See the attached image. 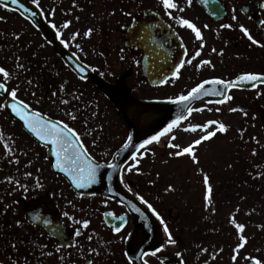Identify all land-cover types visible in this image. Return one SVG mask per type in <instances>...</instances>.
Wrapping results in <instances>:
<instances>
[{
  "label": "flooded vegetation",
  "instance_id": "af4514ba",
  "mask_svg": "<svg viewBox=\"0 0 264 264\" xmlns=\"http://www.w3.org/2000/svg\"><path fill=\"white\" fill-rule=\"evenodd\" d=\"M23 1L30 5L28 14L19 8L0 7V66L12 77L7 87L18 85V98L77 129L89 154L101 163L111 160L132 134L130 122L134 124L132 119L138 114L128 100L116 104L109 99L97 79L114 88L121 101L126 97L161 102L186 94L206 79L231 81L244 73L264 74V46L253 45L240 31L243 25L259 45H264V8L260 7L264 0H207L210 1L207 6L204 0H192L190 6L188 0H174L184 11L175 10L173 15L195 24L202 40L191 29L169 19L159 0H39V6L32 0ZM152 14L179 37L185 49L184 60L192 59L200 51L191 65L181 68L178 80L170 75L167 83L156 86L146 76L150 54L155 77L174 70L176 61L168 62L171 55L166 50V62H162L160 46L150 51L143 42L136 45L128 36L137 16L142 17L143 25H148L147 18ZM40 20L45 30L35 24ZM66 20L72 22L71 26L61 29ZM52 24L57 27L53 28ZM224 24L231 27H221ZM88 29H92L91 36L85 37ZM57 31H61L59 38ZM73 32L79 35L70 41ZM61 39L70 41L67 48L60 43ZM141 40L144 41L143 37ZM76 44L81 47L76 48ZM202 60H209L211 65L197 70L196 65ZM77 63L88 65V70L78 74ZM93 68L97 71H92ZM80 75L86 79L81 80ZM227 94L232 99L224 104L208 103L221 97L208 95L209 100L193 106L204 107L210 120L221 121L228 128L226 133H217L204 142V175L209 176L212 187L209 202L203 199L193 202L186 183L171 182L175 172L171 166L164 177L158 167L152 172L146 171L147 155L155 156L151 151L139 165L142 175L135 172L124 175L133 192L148 200L163 218L176 240L174 245L166 243L163 225L127 189L124 188L140 213L119 197L74 191L50 167V146L39 144L22 128L20 121L2 110L5 119L0 118V132L4 134V140L0 141V264H89V261L128 264L131 260L128 243L136 220L142 223L149 214L158 227L151 237V241L154 239L151 248L144 252L151 253L157 247H163V251L156 256L143 255V264L144 261L147 264H233L232 250L238 237L230 222L232 219L245 225L243 234L248 238L235 264H247L243 256L257 255L254 251L257 248L264 250V83H256L255 87L244 84L228 90ZM64 99L69 103L61 104ZM4 100L5 96H0V103ZM231 108L240 109L234 113L242 117H225L230 115ZM68 111L78 118L71 120L65 115ZM151 122H143L142 118L137 120V126L142 130L147 126L148 130ZM13 141L14 150L9 153L4 143L12 145ZM166 143L167 140L163 146L154 143L149 148L156 153L154 146L157 145L169 152ZM16 160L18 163L13 162ZM16 181L26 185L28 191L17 187ZM168 185L175 190L166 192ZM202 193L205 195V186ZM193 205H204V215L203 210ZM84 220L89 222L87 228L76 222ZM49 228L61 230L60 238L50 236ZM116 228L120 230L117 232Z\"/></svg>",
  "mask_w": 264,
  "mask_h": 264
},
{
  "label": "snow or ice",
  "instance_id": "6c2138e0",
  "mask_svg": "<svg viewBox=\"0 0 264 264\" xmlns=\"http://www.w3.org/2000/svg\"><path fill=\"white\" fill-rule=\"evenodd\" d=\"M10 2L12 4H18L19 0H10ZM32 3L39 6V0H32ZM191 3L192 0H188L189 6L191 5ZM159 4L163 9L164 14L167 15L169 19L176 20L181 27L191 29V31L195 34L196 38L202 40L201 32L195 26V24H193L188 19L173 15V11L175 10H178L180 12L184 11L183 8H178L174 0H159ZM0 7L7 9V3H0ZM260 7L264 8V3H262ZM24 12H28V9L24 8ZM51 14H54V9L52 10ZM33 15H35V13H33ZM126 15H131V13H126ZM232 19L235 20L236 17L233 16ZM71 23L72 22L70 20H66L60 27L61 29H68L71 26ZM262 23H264V21H262ZM52 27L56 28L57 25L52 24ZM205 27L207 26L205 25ZM221 27L230 28L231 25L224 24L221 25ZM240 31L245 37H247L249 41H251L253 45L264 46L259 45V42L253 38V36L249 33V30L243 25H240ZM91 33L92 29H88L87 31H85L84 36L89 37L91 36ZM56 35L59 38L61 36V31H57ZM78 35V32H73L71 34L70 41L76 40ZM18 38L19 37H17V39ZM70 41L66 42L65 40L61 39L60 43L67 48L69 46ZM75 46L76 48L81 47L80 44H76ZM202 47L203 43H201V48ZM213 51H215V49H213ZM72 55L75 57L76 53H73ZM199 55L200 51L197 50L192 59H194L195 56ZM120 58L124 59L123 56H121ZM192 59L181 60L179 64L175 66L172 72V79L178 80L180 78L181 68H183L185 64L191 65ZM203 65H211V62L209 60H202L200 64L196 65L197 70H199V68ZM19 67H22V65H19ZM75 70L78 74H83L88 70V65L83 63H77ZM92 71H97V69L93 68ZM0 77H2L3 80V82H0V96H5L4 102L0 103V111L10 110L11 114H13L21 122L22 128L25 129L32 137H34L39 144L46 147L50 146V154L52 157H54V159L50 162V167L56 169L58 173H62L64 177H66L67 180L71 183V185L76 189L90 188L94 184L102 183L105 179V176L101 170H110L108 171L106 177L108 181H112L114 173H120V184H122L128 192H131L133 196L140 201L141 204L146 205L147 210H149L152 215L155 216V218L160 222V224L163 225V232L166 236V243L171 245L176 244V240L173 239L172 233L169 231V228L163 218L148 200H146L139 193L133 192V188L130 187L127 182H125L124 175L133 172H135V174L137 175H142L143 173L141 172L139 167L141 160L144 158L145 154L149 153L150 151L153 155L155 154L154 151L149 148V146L154 143H161V140L164 137H168L166 147L175 150L168 153L170 157L179 158L187 155L191 158L193 164H197L198 159L195 155V148L199 146L202 142L214 138L217 133H226L228 128L223 122L217 120H209L203 125L189 124V126L184 127L182 130L185 132L193 133L199 130L203 134L200 135L199 138L193 140L192 143L188 144L187 146H181L180 144L173 143V141L177 139L175 135H172L174 130L179 129L181 124L184 121L188 120L193 112L198 113L203 112L205 110L204 108L192 107V102L201 99L203 96L215 95L221 96L222 99H218L216 101H209L208 103L214 102L216 104H224L232 99V96L227 94L226 90H230L240 85L248 83H251L253 87H255V82L264 83V74L255 73H244L237 76L231 81L220 78L203 80L197 83L194 87L188 89L186 94L181 93L174 97L168 98V103L178 106V112L175 115V118L171 119L159 131L155 132L154 135L148 137L147 139H144L139 144H136L133 140V136L129 134L126 140L124 141L122 147L118 149L115 154H113L112 159L101 163L89 154V149L88 147H86L84 140L82 139V136L77 129L73 128L69 125V123L63 120L53 119L52 117L43 113L42 110H38L35 107L30 106V104L24 99L18 98L19 86L17 85L16 87H13L11 89L7 87V82L12 77L11 73L2 66H0ZM79 78L81 80L86 79L84 75H80ZM167 82V80L161 81V83ZM28 83L31 84L32 82L28 81ZM206 85L219 86V88L214 87L211 89V91H209L206 88ZM53 95L56 94L53 93ZM33 96H35V93H33ZM8 98H10V102ZM74 98L79 99V97ZM36 103H39V100H37ZM60 103L67 104L69 103V101L64 99L61 100ZM239 110L240 109L237 108L229 109V111L231 112ZM209 111H211V109H209ZM216 111H219V109H216ZM65 115L73 121L78 118L77 115L71 111L66 112ZM88 134L90 135L91 133ZM7 139L12 140V137H8ZM3 140L4 134L3 132H0V141ZM95 143L96 142L93 141V145H95ZM4 147L9 153L13 152L14 141L12 145H10L9 143H4ZM129 149L132 150L130 152L131 163L123 164L120 161V156L123 152ZM13 162L18 163V160ZM26 175H31V173H27ZM7 179L9 183L12 182L11 178ZM16 184L17 187H21L24 189V191H28L26 185H21L19 181H16ZM203 184L205 186L204 200L207 203L212 198V187L209 183V176L206 174L203 175ZM36 186L41 187L39 183H37ZM174 190L175 189L172 185H168V187L165 189L166 192H172ZM108 192H113L111 186L108 187ZM92 195H95V193L93 192ZM121 199L123 200V197H121ZM126 203L132 208L133 211L140 213V208L132 204L131 201H126ZM65 215L67 216L68 214L65 213ZM69 219H71V217H69ZM76 222L80 223L83 228H87L89 223L87 220ZM230 222L234 225L238 237V243L233 248V255L231 256V260L233 261V264H235L239 257V253L242 249H245V247L247 246L248 238L243 234L245 229L244 224L237 223L235 219H232ZM119 230V228L115 229V231L117 232ZM76 235L79 236L80 232L77 231ZM89 239H91V237H89ZM161 251H163V247H157L151 253L144 252L142 253V255L156 256V254ZM254 251L257 253V255H252L251 253H249L243 256V259L247 262V264H264V250L257 248ZM176 255L179 256L180 253H177ZM89 264H92V262L89 261ZM128 264H132V261L129 260ZM144 264H147V261H144ZM181 264H183V262H181Z\"/></svg>",
  "mask_w": 264,
  "mask_h": 264
},
{
  "label": "water",
  "instance_id": "95a60500",
  "mask_svg": "<svg viewBox=\"0 0 264 264\" xmlns=\"http://www.w3.org/2000/svg\"><path fill=\"white\" fill-rule=\"evenodd\" d=\"M209 2L207 0H204V6H207ZM0 3H7L8 7L19 8L22 12H24V8H27L29 11L28 7L30 6L23 0L19 1L18 4H12L10 0H0ZM24 13L28 14V12H24ZM147 21L150 22V24L143 25L142 17L141 16L136 17L132 27L129 30V35H128L129 39L136 45L143 42L144 46L150 49V51L153 50L154 46L156 45L160 46L161 52L163 54V56H161L162 62H166L164 53L167 50L171 55V58L168 59V62L170 60L171 64H174V62L176 61V65H178L179 62L184 59V55H185L183 44L178 38V36L175 34L173 30L169 28V26L163 23L157 15L152 14L151 17L147 18ZM35 23L41 29L45 30V26L41 20L36 21ZM149 25L151 26L149 27ZM142 32H144V35H141L140 37L139 33ZM142 37L144 41L141 40ZM147 65L148 66L146 70V76L149 83L153 86L159 84V82L161 83L162 80L172 75L173 69H171L172 71L168 70V72H163V75L160 77H155L153 75L152 53L150 54V59L147 60ZM256 83H261V82H256ZM97 84L102 89L103 93L108 98H110L114 103L118 104L120 102H126L125 100H128V104L137 110L138 115L136 119L135 118L132 119V121H135L133 122L134 124L130 122L132 126L131 135L133 136V140L136 144H139L144 139H147L149 135H154L155 132L159 131L166 123H168L171 119L175 118V115L178 112V106L168 103L167 101L148 102V101L136 100L133 98L126 99V97L123 99V101H121L118 99V94L115 93L114 88H112L109 84L103 82L100 79H97ZM243 85H240V87H242ZM251 86L253 85L251 84ZM214 87L217 88L219 86L206 85V88L208 90ZM226 91L228 92V90ZM219 99H222V97H220ZM207 100H209L208 96H203L201 99L193 101L192 106L198 103H204V101ZM6 111L10 116L18 120V118H16L13 114H11L10 110H6ZM147 116L148 117L152 116V119H150L152 121L151 125L148 127L149 128L148 130H147V126L145 130H142L137 126V120H141L143 117H147ZM131 151L132 150L129 149L121 154L120 161L123 164L128 163L129 160L131 159L130 156ZM51 159L53 160L54 157L51 156ZM101 171L105 176V179L102 183L94 184L90 188H85V189H76L72 185L71 186L76 192L80 194L92 195V193L94 192L95 194H100L108 197L109 196H115L119 198L123 197L124 202L130 201L131 196L124 191L122 184H120L119 182L120 173H114L112 181H108L106 177L108 171L110 170H101ZM59 174L64 177L62 173ZM65 179L67 180L66 177ZM109 186H111L113 189V192L111 193L108 192ZM157 227L158 226L157 223L155 222V219L150 214L145 216L142 223H138L136 220L133 234L131 236L130 242L128 243V254L130 259L135 264H143L142 253H144L145 250L151 248L150 243H152L154 240L153 239L151 241V237L156 234ZM48 232L50 236L56 239L60 238L59 236H61V230L49 228Z\"/></svg>",
  "mask_w": 264,
  "mask_h": 264
},
{
  "label": "rangeland",
  "instance_id": "374dc122",
  "mask_svg": "<svg viewBox=\"0 0 264 264\" xmlns=\"http://www.w3.org/2000/svg\"><path fill=\"white\" fill-rule=\"evenodd\" d=\"M204 108V107H199ZM206 111L203 112H193L192 115L189 117L188 120H186L182 127H180L177 130H174L172 135H175L177 139L173 141V143L180 144L181 146H187L188 144L192 143L193 140L199 138L201 133L199 130L195 133L193 132H185L182 129L184 127L191 125H203L204 121H209L210 116H206ZM212 117V116H211ZM225 117H231V118H240L242 117L241 114L231 112L230 115H225ZM0 118L5 119V115L3 114V111H0ZM165 140H168V137H165ZM165 140H161V143H159L160 146H163L165 144ZM155 149L157 152L154 154L155 156L151 157V155H147L146 160L147 163L144 165L146 167V171L152 172V170L155 167L160 168V172L162 173V177L165 175H168L165 173L169 168V166L173 167L172 170L175 168V172L172 174L174 177L171 180V182H184L188 186V191H190V197L193 202H200L201 199L204 201V193H202L204 189L203 184V175H204V142H202L199 146L195 148V155L198 159L197 164H193L190 157L187 155L179 157V158H173L168 155L169 152L175 151L174 149H170L169 152H164L162 149L157 148L158 146L155 145ZM150 159V160H148ZM145 160L142 159L141 162ZM145 160V161H146ZM171 160V162H169ZM141 165V163H140ZM169 170V171H172ZM165 180V179H164ZM167 180V179H166ZM197 208L203 210L204 215V205L203 207L201 205H193ZM203 208V209H202ZM202 212L200 211V214Z\"/></svg>",
  "mask_w": 264,
  "mask_h": 264
},
{
  "label": "bare ground",
  "instance_id": "6f19581e",
  "mask_svg": "<svg viewBox=\"0 0 264 264\" xmlns=\"http://www.w3.org/2000/svg\"><path fill=\"white\" fill-rule=\"evenodd\" d=\"M147 120H149V118L146 117L143 118V122H146Z\"/></svg>",
  "mask_w": 264,
  "mask_h": 264
}]
</instances>
